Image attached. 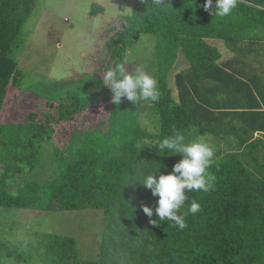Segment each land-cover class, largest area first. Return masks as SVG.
Returning <instances> with one entry per match:
<instances>
[{
	"label": "trees",
	"instance_id": "trees-1",
	"mask_svg": "<svg viewBox=\"0 0 264 264\" xmlns=\"http://www.w3.org/2000/svg\"><path fill=\"white\" fill-rule=\"evenodd\" d=\"M204 3L162 0L157 6L152 0H135L132 15L120 17L119 28H109L115 34L106 44L105 71L126 66L130 43L141 34L156 39L158 134L142 127V102L111 103L112 93L100 74L58 83L50 95L38 89L55 110L43 113L41 122L34 115L22 123L0 122V209L103 211L97 259H83L73 237L51 235L44 264H264V140H253L256 133L264 134V113L254 112L249 125L239 123V112L252 109H243L244 104L255 100L232 74L248 64L245 56L264 52V0H237L226 17L210 15ZM36 6L37 0H0V119L11 86L24 89L18 77L24 48L20 38ZM104 12L93 4L90 16ZM179 54L188 67L177 71ZM100 101L111 107L98 129L74 131L63 148L54 143V125L73 121ZM174 130L185 143L204 136L215 154L209 169L216 178L214 188L188 194L181 211L193 200L200 211L185 217L183 230L159 221L158 197L150 190L130 186L140 172L162 166L157 177L168 174L181 159L157 148ZM47 143L54 172L45 182L28 181L11 194L19 176L40 166ZM142 206L153 209L151 218ZM0 252L18 264H31L9 244L0 242Z\"/></svg>",
	"mask_w": 264,
	"mask_h": 264
},
{
	"label": "rangeland",
	"instance_id": "rangeland-1",
	"mask_svg": "<svg viewBox=\"0 0 264 264\" xmlns=\"http://www.w3.org/2000/svg\"><path fill=\"white\" fill-rule=\"evenodd\" d=\"M93 4L103 7L105 12L91 17ZM134 4L135 0H37L20 38L24 48L19 55L18 77L23 80L24 89L11 86L0 122L22 123L29 115L41 122L43 113L55 110L50 108L48 99L36 93L38 89L48 94L58 83L76 82L86 75H103L109 62L106 44L115 34L109 28H119L123 22L120 17L132 15ZM155 45V37L146 34L131 42L125 58L126 70L132 72L142 65L156 80ZM178 60L181 61L176 62L177 71L188 66L182 54ZM141 102L142 127L158 134L160 123L154 102ZM110 107V103L100 101L73 121L54 125V143L63 148L74 131L98 129L108 119ZM44 151L37 170L19 176L10 188L11 194H17L18 187L28 181L45 182L54 172L50 166L52 145L47 143ZM103 224V211L99 210L39 213L0 209V242L18 249L31 264H44L48 237L69 236L76 240L83 259L94 260L98 258ZM0 264L18 263L0 252Z\"/></svg>",
	"mask_w": 264,
	"mask_h": 264
},
{
	"label": "clouds",
	"instance_id": "clouds-1",
	"mask_svg": "<svg viewBox=\"0 0 264 264\" xmlns=\"http://www.w3.org/2000/svg\"><path fill=\"white\" fill-rule=\"evenodd\" d=\"M144 2V0H141ZM153 5H161L162 0H152ZM237 6V0H205L204 11L215 17H226ZM112 93L111 103L120 105L122 100L134 105L143 101H157L159 91L157 81L146 71L143 66H137L135 71L128 72L124 64H118L115 68L106 70L101 79ZM159 153H171L179 155L181 159L175 163L168 174H159L160 167L154 172L144 174L140 172L133 177L130 186L141 185L151 191L153 197H158L155 214L159 221L174 223L180 230L187 225L185 217L188 214H196L200 211V204L191 201L187 211L182 212L188 194L192 192H208L214 188L215 176L209 171L214 159V150L205 139L199 136L189 143H185V137L178 131L167 136L159 142ZM142 211L151 218L153 209L142 206ZM150 223H156L151 221Z\"/></svg>",
	"mask_w": 264,
	"mask_h": 264
},
{
	"label": "crops",
	"instance_id": "crops-1",
	"mask_svg": "<svg viewBox=\"0 0 264 264\" xmlns=\"http://www.w3.org/2000/svg\"><path fill=\"white\" fill-rule=\"evenodd\" d=\"M242 45H246V44H242ZM263 53L254 52L253 55L245 56V60L247 61L248 63L247 65L249 66V68H247V65H245V68L243 70L241 71L239 70L237 72L232 73L235 75V77L239 79L237 81V86L244 87L250 90L253 93L254 96L253 98L255 100V101L251 100L250 102H246L243 106V109L252 108L251 110H247L248 112H243L244 114L242 115H240L241 112H239L238 115V118L240 120L239 123L242 124L249 125L250 123H253L252 121H254L255 119V115H253L254 112L257 113L261 111L264 113V54ZM225 58L228 60L230 59V56ZM177 61L180 62L181 60H177ZM260 63L262 64L260 65ZM187 67H184L183 69ZM239 123L237 122V124ZM255 139L264 140V134L256 133L253 140Z\"/></svg>",
	"mask_w": 264,
	"mask_h": 264
}]
</instances>
